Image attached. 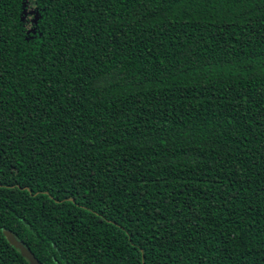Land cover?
I'll return each instance as SVG.
<instances>
[{
  "label": "trees",
  "instance_id": "16d2710c",
  "mask_svg": "<svg viewBox=\"0 0 264 264\" xmlns=\"http://www.w3.org/2000/svg\"><path fill=\"white\" fill-rule=\"evenodd\" d=\"M0 264H264V0H0Z\"/></svg>",
  "mask_w": 264,
  "mask_h": 264
},
{
  "label": "water",
  "instance_id": "95a60500",
  "mask_svg": "<svg viewBox=\"0 0 264 264\" xmlns=\"http://www.w3.org/2000/svg\"><path fill=\"white\" fill-rule=\"evenodd\" d=\"M4 236L6 237L9 244L17 249L20 255L26 259L29 264H39L32 252L27 249L22 242L18 241L9 231H5Z\"/></svg>",
  "mask_w": 264,
  "mask_h": 264
},
{
  "label": "rangeland",
  "instance_id": "374dc122",
  "mask_svg": "<svg viewBox=\"0 0 264 264\" xmlns=\"http://www.w3.org/2000/svg\"><path fill=\"white\" fill-rule=\"evenodd\" d=\"M11 180H12V177L7 178V179H1V178H0V183L10 182Z\"/></svg>",
  "mask_w": 264,
  "mask_h": 264
}]
</instances>
